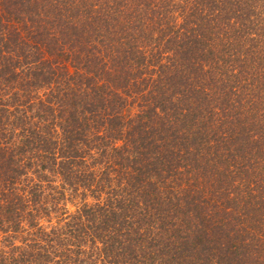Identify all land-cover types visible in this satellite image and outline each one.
<instances>
[{
  "label": "trees",
  "instance_id": "trees-1",
  "mask_svg": "<svg viewBox=\"0 0 264 264\" xmlns=\"http://www.w3.org/2000/svg\"><path fill=\"white\" fill-rule=\"evenodd\" d=\"M0 264H264V0H0Z\"/></svg>",
  "mask_w": 264,
  "mask_h": 264
}]
</instances>
